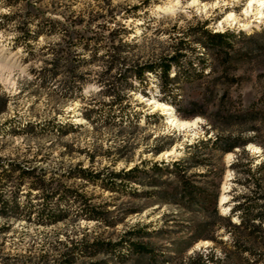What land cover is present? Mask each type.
Returning <instances> with one entry per match:
<instances>
[{
    "label": "rangeland",
    "instance_id": "374dc122",
    "mask_svg": "<svg viewBox=\"0 0 264 264\" xmlns=\"http://www.w3.org/2000/svg\"><path fill=\"white\" fill-rule=\"evenodd\" d=\"M166 1L0 0V161L35 166L46 171V178L54 174L58 179L60 171L75 164L114 171L140 160H174L191 152L194 157L186 163L194 165L187 173L203 174L196 175L194 182L215 195L218 213H226L233 203L231 197L247 192L237 181L241 173L230 167L239 148L220 153L188 144L216 134L252 137L242 146L240 161L250 159L253 168L263 160L264 17L246 28L234 25L220 30L217 21L229 10L242 16L246 0H220L219 4L226 3L205 12L190 6L191 0H178L170 11L157 7ZM199 25L235 34L225 54L213 55L212 47L202 49L195 34ZM34 30L41 31L35 35ZM183 43L190 48L183 50L187 56L202 52L204 64L193 63L202 72L199 77L172 83L174 103L162 100L168 95L161 92L158 78L150 72L144 73L142 83L131 81L135 88L121 87L124 66L157 59ZM115 54L120 58L114 59ZM219 96L225 107L259 108L258 118L227 125L214 117ZM149 98L168 103L179 118L199 116L200 120L193 130L171 128L164 114L152 110ZM193 112L197 113L190 116ZM211 122L215 128L210 127ZM249 144L259 151L248 148ZM156 148L161 151L155 153ZM171 148L170 156L161 154ZM227 153H231L229 157ZM197 160L202 164L196 165ZM139 179L133 185L141 189L151 188L155 182L164 192L173 193L177 188L175 178L162 171L148 169L139 173ZM61 180L80 187L110 223L69 217L42 225L0 217V264L30 263L43 252L53 256L57 254L52 248L57 246L56 240L68 242L83 236L113 240L136 221H149L147 229H154L141 240L153 248L155 260L131 255L125 263L113 264H194L200 252L217 257L204 264H245L244 258H251L233 250L230 240L198 238L181 251L180 242L196 234L195 226L204 215L187 210L178 201L159 202L117 194L80 180ZM224 181L229 182L227 199L219 206ZM21 189L24 192L25 185ZM201 233L211 234L209 230ZM212 235L222 241L228 237L222 228Z\"/></svg>",
    "mask_w": 264,
    "mask_h": 264
},
{
    "label": "trees",
    "instance_id": "16d2710c",
    "mask_svg": "<svg viewBox=\"0 0 264 264\" xmlns=\"http://www.w3.org/2000/svg\"><path fill=\"white\" fill-rule=\"evenodd\" d=\"M51 24V28H53ZM41 30H34L37 35ZM197 42L203 50L208 47L215 48L212 54L219 55L226 53L231 47V39L235 36L232 31H211L203 25L195 26ZM76 45V44H75ZM185 49H190L188 44H180L174 47L169 54L159 56L157 59L134 63L124 66L125 78H123L124 88H135V84L144 81V73L150 72L156 75L162 93L168 96L162 98L163 101L173 102L174 96L171 93L172 83L184 80L190 81L202 75L201 70H195L193 63L204 64L203 53L199 55L187 56ZM124 50V49H121ZM206 53V51H205ZM95 54V53H94ZM120 58L119 54L114 55V59ZM195 60V61H193ZM173 69L171 72L170 69ZM112 83V82H111ZM170 97L172 99H170ZM222 96L218 98L219 104L214 111V117H220L227 125H238L241 119L254 120L259 108L250 107H225ZM225 103V102H224ZM193 112L190 116L195 115ZM244 121V120H243ZM70 125L69 123H66ZM65 124V125H66ZM211 128L216 126L210 123ZM252 130V128H243ZM252 137H241L239 135H215L198 139L188 144L193 148L210 147L220 153L231 151L238 147V158L230 163V167L241 173L238 183L247 188V192H239L233 195V203L229 206L226 213L220 214L216 208L215 195L210 196L204 186L196 184L195 173H187L189 166L186 160L192 159L194 154L186 152L180 158L174 160L149 161L140 160L138 163L117 170H107L106 168L93 170L88 166L75 164L67 167L58 173V179L54 174L45 177V172L35 166H23L12 160L0 161V217L9 219H23L42 225H52L63 221L69 217L78 220H96L97 222H108L104 217V211L99 210L98 206L91 204L89 199L80 187L66 184L61 179L83 181L85 184L98 185L101 188L117 194H127L135 197L153 198L156 201L170 202L179 204L189 211H197L204 215L195 226L196 234L191 236L188 241L182 240L179 245L181 251L190 246L198 238L211 239L216 242H227L237 252L246 253L251 258H244L245 264H257L264 262V158L258 165L251 168L250 159L241 162L240 154L243 152L242 146ZM161 151L160 148L154 150L155 153ZM197 164H202L197 160ZM240 167V168H239ZM162 171L172 175L176 182L175 192L168 193L161 188V184H150L151 188L141 189L134 186L139 184V173L145 174L146 170ZM25 185V191L20 192L21 186ZM169 196H174L170 198ZM141 208L133 211H139ZM232 216L235 220H232ZM222 220L224 224L217 222ZM150 222L136 221L123 230L116 239H107L99 236L86 237L79 239L70 238L68 242L56 240V245L52 248L57 251L53 256L48 252L38 255L32 262L18 264H110L125 263L131 255L145 256L147 260H155L153 248L143 242L142 238H147L153 233L154 229H147ZM219 228L228 237L225 241L218 240L212 234ZM209 230L211 234H202L201 231ZM58 249V250H57ZM213 255L196 253L197 261L194 264H204L205 260L213 259ZM166 258L165 256H160ZM193 259V257H188Z\"/></svg>",
    "mask_w": 264,
    "mask_h": 264
},
{
    "label": "bare ground",
    "instance_id": "6f19581e",
    "mask_svg": "<svg viewBox=\"0 0 264 264\" xmlns=\"http://www.w3.org/2000/svg\"><path fill=\"white\" fill-rule=\"evenodd\" d=\"M220 0H214L211 2H203L199 0H191L189 2L190 6H195L196 10L199 11H207L209 8L213 9L220 5L225 4L226 2H222L219 4ZM179 1L178 0H168L163 4L158 5L157 7L160 8L163 11H170L173 7H175ZM242 16H240L238 13L234 12L233 10H229L225 13V15L217 21L216 27L218 29H222L224 26H238L241 28H246L250 26L252 21H259L261 18L264 17V0H246L244 3V6L242 8V11L240 13ZM148 104L152 108V110L158 109L162 114L165 115L166 123L169 125V127L174 128L176 130H191L198 120H200L199 116H195L192 119H184L179 118L175 115L173 112V108L165 102L156 100L154 98L147 99ZM193 130V129H192ZM193 134V132H190ZM253 151H259V147L253 144H249L247 146ZM174 152L173 148L168 149L166 151H163L161 154L164 156H168ZM231 153H227V157L230 156ZM229 186V182L224 181L223 182V192L220 195V202L224 203V200L227 199V194L225 193V189ZM229 196V195H228ZM229 198V197H228ZM224 209H226L225 205L222 206Z\"/></svg>",
    "mask_w": 264,
    "mask_h": 264
},
{
    "label": "water",
    "instance_id": "95a60500",
    "mask_svg": "<svg viewBox=\"0 0 264 264\" xmlns=\"http://www.w3.org/2000/svg\"><path fill=\"white\" fill-rule=\"evenodd\" d=\"M168 156H170V155H168ZM168 156H167V157H168ZM218 203H219V206H220V204H221L222 202H218Z\"/></svg>",
    "mask_w": 264,
    "mask_h": 264
}]
</instances>
